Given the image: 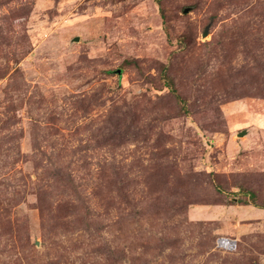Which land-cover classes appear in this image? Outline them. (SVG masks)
I'll return each instance as SVG.
<instances>
[{"label": "rangeland", "instance_id": "obj_1", "mask_svg": "<svg viewBox=\"0 0 264 264\" xmlns=\"http://www.w3.org/2000/svg\"><path fill=\"white\" fill-rule=\"evenodd\" d=\"M263 208L264 0H0V264H264Z\"/></svg>", "mask_w": 264, "mask_h": 264}, {"label": "water", "instance_id": "obj_2", "mask_svg": "<svg viewBox=\"0 0 264 264\" xmlns=\"http://www.w3.org/2000/svg\"><path fill=\"white\" fill-rule=\"evenodd\" d=\"M205 35H206V33H203V34H202L203 37H204ZM244 133H245V132H241V133L239 134V136H243Z\"/></svg>", "mask_w": 264, "mask_h": 264}, {"label": "trees", "instance_id": "obj_3", "mask_svg": "<svg viewBox=\"0 0 264 264\" xmlns=\"http://www.w3.org/2000/svg\"><path fill=\"white\" fill-rule=\"evenodd\" d=\"M264 209V208H263Z\"/></svg>", "mask_w": 264, "mask_h": 264}]
</instances>
